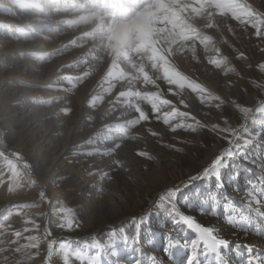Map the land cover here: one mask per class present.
I'll use <instances>...</instances> for the list:
<instances>
[{
	"label": "rangeland",
	"instance_id": "1",
	"mask_svg": "<svg viewBox=\"0 0 264 264\" xmlns=\"http://www.w3.org/2000/svg\"><path fill=\"white\" fill-rule=\"evenodd\" d=\"M244 2L254 12L264 15V0ZM137 7L136 0H0V131L5 132V149L9 152L5 155L17 165L18 172L14 180L8 162L0 157V224L10 225L6 232L0 230V249H3L0 264L24 260L14 249L26 243L24 237L29 235L40 238V247L28 250L32 259L26 264H47V245L53 241L50 264H63L60 243H69L74 250L85 249L94 238L104 242L111 231L116 233L119 252L118 257H112L109 250L112 264H134L137 254L131 246L133 228L129 221L149 209L152 216L143 226L137 245L144 253V264H152V257L156 264H175L164 255V245L169 240L190 241L196 233L183 224L172 231L171 214L165 209L151 208L152 202L164 189L201 172L227 147L225 140L211 131L214 124L223 127L225 119L240 129L241 137L234 148L241 155L237 154L223 172L225 188H216L215 180L196 181L181 194L177 210L231 240L229 264H241L247 258L244 248L240 249L244 253L242 257L234 251L236 243L252 245L253 254L264 257V235L256 234V229L264 232V220L252 213L255 222L247 235L225 221V203H233L237 215L248 213L245 191L253 185L257 188L264 185V124L260 125L264 116L253 112L256 123L250 119L245 125L233 104L255 110L264 102V72L259 69L264 64V51H261L264 42L254 36L253 29L248 27L245 31L230 16H215L213 28L204 27V21L196 18L194 26L212 37L210 50L206 51L197 41L195 59L188 51H176L171 57L179 71L213 96H219L223 104L209 97L201 102L200 96L187 88L181 92L173 87L177 95H171L163 79L156 81L164 99L170 100L178 111L188 112L190 117L208 125L207 128L197 132L179 129L173 133L162 118L158 120L152 115L150 105L142 104L150 120L129 130V136L135 139H125L114 157L76 154L111 147V142H102L108 135L106 126L136 117L134 111L121 103L123 98L117 100L120 91L128 90L127 82H117L112 94L105 95L103 103L95 108H89L88 101L102 92L100 82L111 62L115 37ZM213 48H219V54ZM210 58H226V62L217 69L208 63ZM85 72H89L87 77H83ZM66 76L74 82L76 77L83 80L73 89L64 80ZM141 90L157 91L151 85ZM65 107L71 109L69 115L56 118ZM170 110V106L164 107L162 112ZM125 112L127 115H122ZM178 122L195 123L190 118L172 121ZM152 132L157 135L152 136ZM97 133L100 135L96 144L85 143ZM110 135L119 136L116 132ZM246 138H254L250 147L243 146ZM168 144L182 151L164 146ZM137 151H146L154 159L138 158ZM13 152L19 153L21 159L12 156ZM115 159L122 161L129 171L118 169L113 163ZM25 163L30 169L24 167ZM105 173L113 178L106 179ZM239 174L241 179L236 183ZM237 188L239 192L234 191ZM41 191L45 194L43 200ZM211 199L218 205V216L210 214ZM18 204L36 207L19 210L27 213V217L17 216ZM61 208L72 212L79 227L68 231L59 226L63 219ZM10 211L13 215L5 221L3 218ZM26 218L34 220L39 229L26 224ZM25 227L31 230L23 232ZM16 230L22 236L18 244H12L15 239L12 232ZM124 232L130 238L128 246L121 242ZM150 239L151 246L146 243ZM176 251H179L176 257L179 264H186L188 250ZM200 259L203 261L202 255ZM70 264L78 262L72 259Z\"/></svg>",
	"mask_w": 264,
	"mask_h": 264
},
{
	"label": "snow or ice",
	"instance_id": "2",
	"mask_svg": "<svg viewBox=\"0 0 264 264\" xmlns=\"http://www.w3.org/2000/svg\"><path fill=\"white\" fill-rule=\"evenodd\" d=\"M138 7L135 9L131 20L126 21L118 30V34L115 37V47L111 49L112 59L107 67V71L104 73L100 87L102 92L93 95L88 101L89 108H95L97 104L103 103L105 95H111L117 82H127L128 90L120 91L117 100L127 107L129 110L136 113V117L127 120L124 123H118L115 125L106 126L108 135L104 136L103 143L111 142L112 146L107 147L104 150L94 149L83 153H76L77 155H83L85 157H114L117 154V150L122 149V143L125 139H135V137L129 136V130L135 126L141 124V122L149 121L150 116L141 106L142 104L150 105L152 115L156 118L163 119V123L167 125L170 130L175 133L179 129H184L190 132H197L201 128H207L208 125L201 124L194 116L190 117L188 112H181L176 109L172 102L168 99H164L162 93L159 91V86L156 81L163 79L169 85V93L171 95H177L173 91V87L179 89L181 92L187 88L191 92L197 93L201 102H204L205 97H209L213 100H217L220 104L224 101L219 96H213L204 88L201 84L191 80L179 71L171 60V57L175 55L176 51H188L192 53L193 59L196 58V42L198 41L208 51L209 45L213 44L211 36L204 35L201 31L194 26L193 21L196 18H200L204 21V27L213 28L216 25L213 23L215 16L231 17L232 20L238 22V24L247 30L248 27L254 30V36L264 42V15L254 12L244 0H136ZM226 23V21H225ZM231 31V28H229ZM188 42H192L190 45ZM217 54H219V48H213ZM264 51V49H261ZM242 55V54H241ZM226 62V58H210L208 63L219 69ZM260 71L264 72V64L259 65ZM89 72L83 73V77H87ZM83 77H76L75 82L72 77L66 76L64 80H67L72 88H76L78 83H81ZM105 85H107L105 87ZM151 85L156 88L157 91H142L141 88H146ZM59 98H57L58 100ZM46 103H51L48 101ZM181 104L184 101L181 100ZM235 108L242 116L245 125L251 119L253 123H256L253 112L260 116H264V102H261L260 106L253 110L252 108L241 106L233 102ZM171 107L170 111L162 112L164 107ZM186 106V105H185ZM220 105L218 104L217 107ZM71 109L61 108L57 113L56 118H59L61 114L64 116L69 115ZM127 115V113H122ZM192 119L195 123L186 124L183 122L172 123L175 120ZM224 126L219 124L211 126V131L215 132L220 139L225 140L227 147L219 151L217 155L211 160V163L204 167L201 172L196 175H192L187 181L181 184L174 185L170 188L164 189L162 194L158 195L157 199L152 202L151 208L165 209L171 216V230L175 231L178 225H186L189 229H193L196 233V237L190 241L184 242L177 241L175 243L169 240L164 245L163 252L170 260L175 261V264H179L176 257L179 255V251L174 252V249L180 248L186 249L189 255L186 260V264H229L228 250L231 245V240L226 236H221L217 230L213 227H205L194 222L190 215L184 214L178 211V200L181 198V194L184 190L190 188L192 184L200 180H215L216 188H225L226 180L223 175L231 161L237 154L241 155V151L234 148L237 141L240 140V129L232 127L228 120H224ZM264 124V120L260 121V125ZM245 125H241L244 127ZM116 132L118 137L114 138L111 133ZM99 133L89 138L85 143L88 145H94L98 142ZM152 136H156V132L151 133ZM254 143V138H246L243 140L244 147H250ZM165 147L172 148L174 151H182V149L175 148V146L168 144ZM83 147V145H80ZM5 132L0 131V157H3L8 162V167L11 171V176L15 180L18 176L17 165L8 160L5 155ZM17 160H20V154L17 152L11 153ZM136 157L141 159L152 160V157L146 151H137ZM247 155V153H244ZM113 163L118 169L129 171L125 164L119 159L113 160ZM25 168L30 169V165L25 163ZM90 175L94 173H89ZM233 172L231 173V175ZM229 175L228 178L231 176ZM105 178L111 180L113 177L104 174ZM241 179V174L238 176V181ZM13 191V187L9 186V192ZM239 192V189H234ZM247 199L246 205L249 207V212H241L239 215L236 213V208L233 203H225V221L228 225L235 228L236 231L244 232L245 235L252 230L255 217L264 220V185L257 188L256 185L251 186L249 190L245 191ZM44 192L41 191L40 198L44 199ZM212 206L210 208V214L212 216H218V205L216 201L212 200ZM255 205V208L251 207ZM17 211L16 215H24L27 217V213H22L20 209H26L36 207V205L18 204L15 206ZM62 221L60 227L68 231L73 230L75 227H79L75 223L74 216L69 209L61 208ZM13 213L10 211L4 220L7 221ZM152 216V211L149 209L145 214L139 216H133L129 221L133 228V236L131 237L132 250L137 254L134 258V264H144L142 259L144 253L142 248L137 246L140 242V234L143 226L147 224ZM26 224L34 225L35 229H39V225L34 220L25 219ZM10 225L0 224V230L7 231ZM31 229L25 227L23 232H28ZM45 233L48 234V229L45 228ZM256 234L264 235L259 229H256ZM235 235V233H233ZM12 236L15 239L12 240V244H18L22 232L19 230L13 231ZM26 243L19 244L14 251L21 253L24 256V260L18 261L17 264H26L27 261L32 259L29 249H38L40 247V238L37 235H29L24 237ZM129 236L127 232H124L121 242L125 245H129ZM149 246L152 245L153 240L150 239L146 242ZM55 242H49L48 248V261L50 264L53 256ZM117 236L114 231L109 233V236L104 242H100L94 238L93 243L88 245L85 249H72L69 243L62 242L59 245L60 252L63 258V264H70V261L74 259L78 264H112L108 258L109 250L112 257H118L119 252L117 250ZM201 245L203 246L201 248ZM246 250V259H242L241 264H264V257L253 254L252 245H241L236 243L234 245V251L238 256H244V253L240 252V249ZM94 250V251H93ZM3 251V249H0ZM203 256L201 261L200 256ZM152 264H156L155 257H152Z\"/></svg>",
	"mask_w": 264,
	"mask_h": 264
},
{
	"label": "trees",
	"instance_id": "3",
	"mask_svg": "<svg viewBox=\"0 0 264 264\" xmlns=\"http://www.w3.org/2000/svg\"><path fill=\"white\" fill-rule=\"evenodd\" d=\"M5 150V153L7 154V153H9L6 149H4Z\"/></svg>",
	"mask_w": 264,
	"mask_h": 264
}]
</instances>
